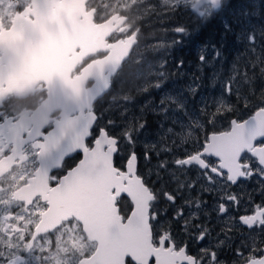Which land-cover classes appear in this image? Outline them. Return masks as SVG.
Instances as JSON below:
<instances>
[{
    "label": "snow or ice",
    "instance_id": "6c2138e0",
    "mask_svg": "<svg viewBox=\"0 0 264 264\" xmlns=\"http://www.w3.org/2000/svg\"><path fill=\"white\" fill-rule=\"evenodd\" d=\"M210 2L216 5L219 0ZM199 3L200 0H195L193 9ZM129 11L124 5L122 9L119 5L112 8L102 0L99 4H88L86 0H80L78 4L39 0L35 12L39 32L52 22L65 20L66 13L76 14L79 20L96 25L90 39L96 45L94 51L104 55L84 65L79 75L70 78L75 71L73 65L47 72L32 69L28 58L20 55L22 42L5 37L0 52L8 57V63L5 67L0 60V96L25 94L33 84L50 85L55 77H61L79 95L83 81L92 70L121 59L125 48L136 39L130 27ZM114 33L120 35L114 36L115 42H108L107 38ZM37 35L38 32L33 30L25 39L35 40ZM44 43L46 41L39 47ZM75 63L82 65L83 61L78 59ZM239 75L245 83L251 82L247 72ZM171 89L181 101L185 99L180 96L183 92L180 85ZM160 91L166 90L161 88ZM226 91L228 95L232 94L230 88ZM261 93L264 95V89ZM225 108L226 105L220 104L216 112L204 109L200 115L205 116L206 121L189 115L187 124L184 123L185 116L181 115V111L187 109L169 111L167 115H174L177 122L161 130L163 139L154 142H149V129L156 126L135 115L129 117L127 109L120 110L119 121L98 117L97 135L92 146L85 148L83 163L63 176L47 177L38 170L26 173L21 183L11 185L13 192L7 199H0V206L6 209L0 216V264H30L33 250L51 252L53 241L47 239L46 246H42L40 237L57 234L62 223H77L81 228L87 223L88 230L84 235H92L90 252L82 251L84 246L78 243V238L69 237V244L79 252L75 264H224L218 250L225 241L231 240L233 229L239 231L247 227L253 232L258 225L259 231L264 232V211L260 210L264 209V188H258L261 203L259 209L257 206L254 209L256 214L251 215V221L244 222L241 216L237 219L230 215L242 207L251 208L255 191L246 190L244 186L248 181L258 178L264 183V163H261L264 160V103L250 117L251 125L247 120L230 121L228 128L217 131L214 129L216 119L225 114ZM177 126L192 131L186 135L178 133ZM193 132L197 134L193 135ZM141 137L145 139L141 141ZM141 143L143 147L138 153L136 148ZM120 152L125 153L122 167L114 163V155ZM20 160L15 154L0 152V185L8 179H19L16 169ZM153 176L155 180L151 179ZM29 182L31 189L46 182L48 199L31 197L25 211L21 205L26 197L20 192ZM6 191V187L0 186V192ZM205 193L211 203L203 198ZM125 197L131 201L130 207L118 208V203ZM160 204L165 207L160 208ZM45 205L70 209L71 214L55 228L34 236L33 211L39 216L36 210ZM169 209L172 210L171 221L166 218ZM213 221L223 225L216 235L223 234L225 239L216 245V250L209 246L201 248L195 256L191 255L189 241L211 240L215 228ZM173 222L181 225L182 234L173 232ZM55 247L59 252L70 251L61 246L59 234ZM241 247L246 246L242 244ZM252 251L258 252L259 258L255 255L245 257L237 249L238 259L234 264H264V249L255 246L254 238Z\"/></svg>",
    "mask_w": 264,
    "mask_h": 264
},
{
    "label": "rangeland",
    "instance_id": "374dc122",
    "mask_svg": "<svg viewBox=\"0 0 264 264\" xmlns=\"http://www.w3.org/2000/svg\"><path fill=\"white\" fill-rule=\"evenodd\" d=\"M228 1L224 2V7ZM102 2L111 4L112 8L119 5L122 9L124 5L130 10L127 13L130 16V27L133 32L139 29L140 46L134 53L133 70L127 71L119 80L117 79V88L100 105V117L119 121L120 110L127 109L129 117L135 115L156 126L149 129L151 135L148 137L149 142H154L158 138L163 139L161 130L177 122L174 115H167L169 111L174 113L180 109H187L188 111H181V115L185 116L184 123L187 124L189 115L206 121L207 118L200 115L204 109L216 112L218 105H226L225 114L218 116L214 125V129L218 131L228 128L230 121L244 120L264 103V95L261 93L264 89V0H248L243 9L240 8L234 14H230L228 25L222 32L235 37V41L231 46L219 43L213 46L212 50L207 47L206 42L210 36L207 34V37L199 38L197 32L210 18L211 9L203 10L205 17L202 23L194 19L199 24H192L190 20L187 21L189 24H183L184 16L179 15L180 12L177 13L181 10L179 8L186 10L191 7L195 0H102ZM99 3L101 0L94 1V4ZM243 12L247 13V17H242ZM109 13H112L111 8ZM145 18L149 19L147 23H144ZM203 31L209 32L206 29ZM209 33L211 36L216 35L214 28ZM201 60L204 61L203 64ZM244 72L252 78L250 83H245L243 77L239 75ZM176 85L183 88V92L180 93V96L185 97L183 101L171 89ZM161 88L166 91L161 92ZM227 88L231 89V95L227 94ZM176 131L186 135L192 129L187 127L181 129L177 126ZM196 134L193 132V135ZM140 139L143 141L145 138ZM142 147V143L137 145L138 153ZM124 156L125 153L120 152L117 157L119 162L116 163L122 165V162H125ZM142 164L143 161L141 166ZM151 179L155 180L156 177L153 176ZM256 185L264 188V183L259 181H256ZM254 191L255 197L259 196L258 189ZM206 195L204 194L203 198ZM62 232L64 230L59 234L61 246L70 248V252L79 255V252L69 244V238L63 239L65 233L61 234ZM71 232L75 231H68ZM252 238L257 239V244L259 243L257 235H253ZM218 240L219 243L224 240V235L217 237L216 241ZM237 242L246 245L242 241ZM82 245L83 249L87 248L86 243ZM221 247L225 246L222 244ZM65 255L66 253L57 251L49 257L55 261L54 263H61L66 260L63 258Z\"/></svg>",
    "mask_w": 264,
    "mask_h": 264
},
{
    "label": "flooded vegetation",
    "instance_id": "af4514ba",
    "mask_svg": "<svg viewBox=\"0 0 264 264\" xmlns=\"http://www.w3.org/2000/svg\"><path fill=\"white\" fill-rule=\"evenodd\" d=\"M87 1L88 4H94L95 0H87ZM245 2L246 0H242V3ZM223 4H224V0L222 2V6ZM38 5H39V0H0V40L4 37L8 38V33L11 31L14 23L25 22L27 24V23L38 22V16L35 14ZM192 8L193 7L191 6L188 9L184 10L185 12L184 14H182L183 8H179L181 10L178 11L177 13L180 12L179 15L180 14L190 15L189 20L193 22L192 24L195 23L199 24L195 22L194 19L196 18L197 20H199V22H201L205 17L203 10L211 9L210 18L207 20L205 26L203 27H206V30L212 32L214 28L213 26L215 25V23H218L222 31L226 29V25H228L227 22L229 20L226 18V15L228 13L226 14L227 10L224 8V6L223 8L221 7V9L218 12L212 9L211 5H206L200 8L199 11H194V12L192 11ZM199 12L203 13L202 18L198 16ZM116 14H122V13H116ZM242 17H247V13L243 12ZM148 21H149L148 18L144 19V23H147ZM47 28L49 29V26H47ZM209 32L207 33L206 31V34L210 36L208 37L206 42L208 44L207 47L212 50V47L216 43H214V40L212 41V36L210 35ZM202 34H200L199 36H201ZM116 35H120V34L118 33L112 34L110 37L107 38L108 42H115L114 36ZM133 36L136 37V39H133V41H135V46L133 47L127 60L124 61L121 67L118 69L116 75L111 78L110 88L108 92L101 99L95 101L92 105V111L93 113L96 114L95 115L96 123L93 127V130L90 133V138L86 141V148H90L92 146V142L97 135L95 130L98 127V117H100L99 114L100 105L102 104L103 101L107 100L108 97L117 88L116 83L120 79V77H122L125 73H127V71L131 72L133 70L132 62L134 59V53L140 46L139 29L133 32ZM42 37L43 38L45 37L44 41H46V43H44L43 45L46 48V50L32 51V49H26L23 46H21L19 50L20 55L22 57L28 58L30 67L40 72H47L51 69L63 68L67 65H73L75 67V71L70 76V78H72L79 75L81 68L84 65H87L91 61H94L99 57H103L104 55L102 53H97L94 56L91 57L89 56L86 59L82 60L83 61L82 65H77L75 62L78 59H74V56L72 55L65 56L60 59L56 58L57 57L56 56L49 60V35L46 36L43 35ZM121 38H123V36H121ZM41 42H43V40L41 38H38L37 36V38L33 41V45H36L37 43L41 44ZM76 53H78V51ZM0 60L3 61L4 66L6 67L8 63V57H4L2 52H0ZM32 63H34L35 65H32ZM93 84H94L93 81H89V80L86 81L84 85V89L85 90L90 89L93 86ZM67 85L69 84L65 83V81L61 77H55L50 85L43 82L33 84L32 87L29 90H27L25 94L5 93L4 95L0 96V152L6 155L15 154L16 157L21 158L20 165L16 169V175L19 177V179H8L6 183L0 185L6 187L7 189L6 192H0V199H7L8 194L13 192V188L11 187V185L21 183L23 181V176L26 175V173H33L38 170L47 177L63 176L69 170L75 168V166L81 160V155L75 154L72 157L66 158L61 163L59 169L49 173V161H53L58 158L56 154L52 153L54 148L51 146L53 143L49 139V136L54 132L55 125L61 122L60 114H62L61 105H58V103L56 106L53 105L49 106V91L51 90V88H55L57 91L58 90L60 91L62 88L68 87ZM71 92H75V91L73 90ZM251 104L255 105L254 102H251ZM59 107L60 109H58ZM41 145H44V147L41 148ZM117 157L118 155H114L115 164H117L116 162H119ZM124 164L125 162H122V165L121 164L120 165L117 164V165L122 167ZM0 168H2V165H0ZM256 181H259L258 178H253V180L248 181L245 184L244 187L248 192H252V190L254 191L255 189L259 188V186L256 185ZM30 184L31 182L25 184L21 188V192H20V195L22 197H26L24 203L21 205L22 209L25 211L28 210V205L31 203V197H38L40 200H42V196L37 195V192L43 191L45 189H46L45 192H48L46 182L37 185L35 189H31ZM157 186L159 187V184H157ZM185 194L187 195V193ZM204 198L205 200H209V202L211 203V199L208 194L204 196ZM260 203H261L260 196L255 197L254 195V201L251 208L242 207L238 209V211H233L232 213H230V215L235 216L237 219H239V216H241L240 219L244 222L251 221L252 220L251 215L256 214L254 209L256 208V206L259 209ZM130 205L131 202L127 198H123L120 200V203H118V208L124 207L125 209H127L128 207H130ZM11 207L12 206H8V208ZM159 207L163 208L165 207V205L160 204ZM47 209H48L47 205L37 209L36 211H39V216H37L36 212L33 211L31 217V219L34 221L32 235L35 236L37 233H40L43 230V228L41 227V221ZM5 210L6 209L4 206H0V216L4 214ZM260 210L264 211V209H260ZM171 212L172 210L169 209V212L167 213V217H166L169 221H171ZM128 214H130V212H128ZM243 215H248V216H243ZM257 218H259V213H257ZM213 223L215 224V228L212 233L211 240H208L206 238L205 241L203 242L189 241V246L191 248V252H190L191 255L195 256L198 252H200L201 248H207L209 246H211L213 250H216V245L219 244V240L216 241L217 238L216 234L220 233V229L223 225L216 223L215 221H213ZM172 229L174 233L182 234V228L180 224H176L173 222ZM62 230H64V232H62L61 234L65 233L63 239L67 237L69 238L70 236L73 237L74 239L78 238L79 244H83V243L87 244V248L83 249L84 252H90L92 250L93 244L84 235V232L82 231V228L79 224L73 223L72 225H69L67 223H62L57 234H60V231ZM69 230H73L75 232L68 233ZM57 234H52V235L46 234L45 236L40 237V243L42 246H46L47 239H51L53 241L52 251L46 253L39 250H33L30 253V264H75L76 259L79 256L76 255L75 252L74 254L70 251L66 253V255L63 257L66 260L62 261L61 263H54L55 261L49 257L50 254L52 255L53 252L58 251L55 247V236ZM253 235H257L259 237L258 244H257V239L254 238L255 246L264 249V243H262V241H264V236H263L264 232L259 231L258 225H257V230L256 231L254 230L253 232H250L247 227H244L239 231L233 229V232L231 233V240L226 241L225 244H223L225 247H221L222 246L221 245L220 249L218 250V255L220 259L224 261V264H234V261L238 259V254L236 252L237 249H239L240 252H242L245 257L250 255H255L257 258H259V253L258 252L253 253L252 251ZM219 236H223V234ZM237 241L244 242L246 244L245 245L246 247H241L243 243L238 244Z\"/></svg>",
    "mask_w": 264,
    "mask_h": 264
},
{
    "label": "water",
    "instance_id": "95a60500",
    "mask_svg": "<svg viewBox=\"0 0 264 264\" xmlns=\"http://www.w3.org/2000/svg\"><path fill=\"white\" fill-rule=\"evenodd\" d=\"M56 2L78 4L80 0H56ZM87 2L86 0V3ZM220 3L221 0H219L218 4L212 5L210 0H200V3L196 5V9L192 8V11H199V9L205 5H212L213 9L218 11L220 9ZM200 13L201 12H199L198 16L202 17ZM65 16V20L52 22L51 25H46L43 32H39L37 29L38 22L27 24L25 22L14 23L11 31L8 33L7 39L21 41L23 47L32 49V51L46 50L44 45L43 47H39L41 44L38 43L33 45L34 40H26L25 37L33 30L38 32V38H41L43 41L45 37L43 38L42 36L49 35V60L56 56V58L60 59L69 55L74 56V59L83 60L97 53L104 54L103 52L94 51L96 45L90 39L91 33L96 28L95 25L79 20L76 14L66 13ZM47 26H49V29ZM4 40L5 37L0 40V45L4 43ZM134 46L135 41L132 39L128 47L125 48L121 59L106 63L101 68L92 70L91 74L83 81L79 95L75 92H71L73 91L71 85H67L68 87H64L60 91L51 88L49 91V106H56L58 103V105H61L62 114H60L61 122L55 125L54 132L49 136V139L53 143L51 146L54 148L52 153L58 156L57 159L49 161V173L59 169L61 163L66 158L72 157L75 154L81 155V160L75 168L83 163L85 159V142L89 138L90 131L96 121V116L92 113V105L108 92L111 78L116 75L123 62L127 60ZM77 51L78 53H76ZM89 53H91V55H89ZM3 56L7 57L4 53ZM32 65L35 64L32 63ZM88 80L93 81L94 84L90 89L85 90L84 85ZM58 109H60V107ZM71 116L74 117L71 118ZM247 121H249L250 125L253 123L250 118H248ZM261 163H264V160H262ZM45 191L46 189L37 192V195L42 196V200L48 199V192ZM49 204H51V201H49ZM70 214V209L61 208L59 206L55 208L48 206L42 218L43 222L41 221L42 231L46 232L48 228H55L56 224L60 221H66L67 216ZM87 230L88 224L85 223L82 231L85 232ZM86 237L92 242L91 233Z\"/></svg>",
    "mask_w": 264,
    "mask_h": 264
},
{
    "label": "trees",
    "instance_id": "16d2710c",
    "mask_svg": "<svg viewBox=\"0 0 264 264\" xmlns=\"http://www.w3.org/2000/svg\"><path fill=\"white\" fill-rule=\"evenodd\" d=\"M244 6H245V3H242V0H229L227 5L224 7L227 10L226 14L228 13L227 15L225 14L226 18L230 19V14H234L240 8L243 9ZM184 13L185 12H184V9H183L182 14H184ZM183 16H184V23L183 24H185V23L189 24L187 21L189 20V16L190 15H183ZM213 27H214V31L216 33L215 36H212V41L214 40V43H216L214 46L218 45L219 43H222V44L224 43L223 45H228L229 44L231 46L234 43L233 41H235V37H231V35H229V34H224L222 32V30H221V28H220L218 23H215V25ZM204 29H206V27L198 28V37L199 38H205L206 37L207 34H206V32L203 31ZM233 30H235V29L233 28ZM234 32L235 31H233L232 33L234 34ZM200 34H202V35L199 36ZM202 41L204 42V39H202ZM198 42L201 43L200 40H198ZM235 48H236V46H235ZM231 52L233 53L232 50H231ZM223 55H224V53H223ZM246 112L251 113L252 111L247 110ZM240 120H243V119H240Z\"/></svg>",
    "mask_w": 264,
    "mask_h": 264
}]
</instances>
